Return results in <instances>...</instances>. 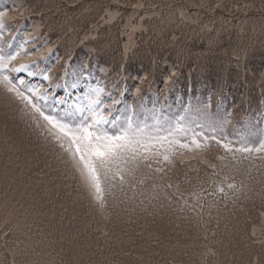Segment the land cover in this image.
Returning a JSON list of instances; mask_svg holds the SVG:
<instances>
[{
	"label": "snow or ice",
	"instance_id": "obj_1",
	"mask_svg": "<svg viewBox=\"0 0 264 264\" xmlns=\"http://www.w3.org/2000/svg\"><path fill=\"white\" fill-rule=\"evenodd\" d=\"M60 7L75 14L85 4L62 0ZM126 8L144 5L101 4L82 42L98 37ZM211 11L264 19V0L227 9L219 0ZM11 24L0 10V121H6L0 126V264H264V120L230 139L235 105L224 104L235 70L245 88L249 76L258 80L264 110V69L257 74L247 64L252 46L222 49L209 35L207 50L187 53L193 70H204L214 55L223 58L225 70L213 77L221 96L215 112L205 103L195 114L189 106L175 117L154 110L141 119L129 105L119 110L121 119L105 111L119 101L104 103L111 93L88 63L68 84L67 69L55 76L60 57L53 59L48 41L47 55L41 54L33 42L39 34L17 40ZM118 52L126 71L137 49L125 39ZM176 75L170 71L165 82ZM213 145L223 150L214 159L227 163L207 158ZM184 150L203 170L177 172Z\"/></svg>",
	"mask_w": 264,
	"mask_h": 264
},
{
	"label": "trees",
	"instance_id": "obj_2",
	"mask_svg": "<svg viewBox=\"0 0 264 264\" xmlns=\"http://www.w3.org/2000/svg\"><path fill=\"white\" fill-rule=\"evenodd\" d=\"M127 1L129 0H121L122 3ZM137 2L143 3L144 8L136 11L145 15L148 23L145 24L144 31L141 24H136L134 27L129 26L123 31L122 43L127 39L137 49V55L129 59L126 71L120 65L118 50L121 45L116 43L98 40L97 37L90 38L86 46L84 43L79 46L87 47L79 62H77L76 55L79 52L76 50L75 53L74 47L68 45L65 50L64 57L70 62L68 63V75L65 77L68 84L74 80L72 72L79 68L82 62L88 63L101 85L106 86V92L112 94V99L109 101L107 97L103 98L104 103L111 105L113 100L119 101L111 109H105V111L110 110L113 115H120L123 119L119 110L131 105L141 119L144 116H150L151 111L154 110H158L162 117H175L182 114L183 110L189 106L195 114L197 107L208 103L210 111L215 112L221 96L218 91L213 90L215 87L213 77L225 70L223 58L214 55L202 71L193 70L191 61L185 58L189 52L207 50L209 35L219 40L218 47L222 49H230L237 44L252 46L254 51L248 57V67L257 74L264 69V19L259 15L249 17L242 11L212 12V7L219 0H135V3ZM243 2H248V0H223V6L227 9L234 3ZM252 2L259 6L261 0H252ZM51 4L52 0H0V10L15 14L12 17L11 29L13 33L19 32L17 40L21 37L28 39L29 33H38L39 39L33 42L44 55H47L44 47L45 40L48 41L49 47L55 49L66 39V31L61 28L63 35H58L59 43L52 44L53 38L57 36L55 30L60 28L56 21L64 23L68 16L63 14L58 18L57 8ZM57 4L58 0H55V5ZM20 5H24L23 15L18 11H13ZM198 6H200L199 11H196ZM180 13L184 14L182 19ZM157 23L162 24L158 27L159 38L149 48L144 45V35L149 33ZM170 30H175V38L169 37ZM97 61L99 64L96 63ZM41 66L44 65L41 64ZM101 68L104 71H100ZM110 71L122 72L123 81L120 80V82L128 91L127 97L122 95L121 84L119 87L118 83L104 84V80L109 81L110 79L107 77ZM170 71L177 75L171 82H165ZM248 81L249 86L245 88L236 78L235 70L228 76L227 98L224 104L226 109H232L233 105L235 109L232 112V122L226 131L229 138L233 140L237 139V131L245 130V125H255L256 128H260L261 125L256 121L264 120V116L261 115L264 110L259 104L260 84L251 76L248 77ZM90 82L95 83V81ZM136 89H139V92ZM79 94L77 90L76 95ZM74 99L75 96L71 97L69 103ZM122 101H126L124 105ZM147 122L152 123L151 119ZM2 125L1 123L0 126ZM191 126L195 127L194 124ZM196 130L199 131V129ZM187 139L188 137L181 138L182 142H187ZM222 153V149L217 151L216 146L213 145L212 153L207 158L217 164L227 163V161L221 162L214 159ZM184 156V163L177 164L180 173L190 172L191 169L203 170V163L193 158L194 153L184 150Z\"/></svg>",
	"mask_w": 264,
	"mask_h": 264
},
{
	"label": "rangeland",
	"instance_id": "obj_3",
	"mask_svg": "<svg viewBox=\"0 0 264 264\" xmlns=\"http://www.w3.org/2000/svg\"><path fill=\"white\" fill-rule=\"evenodd\" d=\"M105 3H107V0H84L85 8L83 9V12H76L75 14H73L70 12L65 13L62 10V8L60 7V5L62 4V0H58L57 5H55V0H52L51 6L57 8V17L59 18V15H63V14H66L68 16L67 18H65L66 21L64 23H62L60 21H56V24L59 25L60 28L55 30L57 32V36L55 35V37L53 38V41H52V44L53 43H54V45L58 44L60 41V37L58 35H63V31L61 30V28H63L66 31L65 41L63 43H61L57 48L54 49L55 53H54L53 59L55 58V56H59L60 58L62 57V60L59 59V60L55 61L54 65H53L55 76L57 78L63 75L65 69L68 70V68H69L68 63H66V61H68V59H66L64 57L65 50H66L68 45H69V47L75 48V53H76V50L79 52V53H76V55L78 57L77 62H79L81 60V58L84 56L85 51L87 50V47H84L83 45H82V47H79V46L82 43H84L86 46L88 41L82 42L81 38L83 36L84 31H86V29L88 28V25L94 20V18H96L98 16V14L100 12V5L105 4ZM132 3H135V0H129L123 4L130 5ZM13 11H16V9H14ZM142 12H144V11H142ZM9 15L11 17L15 16V14H13V13H9ZM147 23H148V20L145 19V15L138 13L137 11H131L130 9L126 8V9L122 10V14L116 19L115 22H110L107 27H101L99 29V36L98 37L96 36L95 33H92V37H97L98 40L110 41V42L116 43L120 46L122 44V34L126 28H128L129 26L134 27V25H136V24H141V26L143 27V31H144V26ZM160 25H162V24L157 23L156 26L149 31V33L144 35V45L145 46L150 48L152 46V44H155L157 42V39L159 38L158 27ZM167 31H168V29H167ZM169 37L170 38L176 37L175 30H170ZM88 40L90 41V39H88ZM46 53H47V51H46ZM107 77H110V79H109V81L104 80L103 81V82H105L104 84H106L108 82L112 85L118 83V87H119V84H121L120 80L123 81V74L121 71L120 72L110 71L107 73ZM64 79H65V77H64ZM110 86L111 85H109V87ZM120 90L122 92L123 97H127L128 91L126 90V87H123V85L121 84ZM106 97H107V101H109L112 99V94L110 97L105 96L103 98H106ZM125 102L126 101H124L122 103V105H124ZM1 123L4 124V123H6V121H0V124ZM12 126L13 125L9 124V127H12ZM176 170L178 173H180L179 169H176Z\"/></svg>",
	"mask_w": 264,
	"mask_h": 264
}]
</instances>
